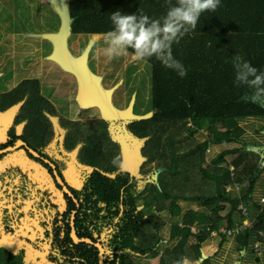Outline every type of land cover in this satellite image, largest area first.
I'll list each match as a JSON object with an SVG mask.
<instances>
[{
    "label": "trees",
    "instance_id": "trees-1",
    "mask_svg": "<svg viewBox=\"0 0 264 264\" xmlns=\"http://www.w3.org/2000/svg\"><path fill=\"white\" fill-rule=\"evenodd\" d=\"M177 4L178 0H69L71 33L103 35L113 28L110 17L114 12L158 19L169 6ZM128 52L133 55L131 48ZM172 54L187 70L185 76L164 67L155 56L145 59L152 83V112L145 117L93 119L88 125L61 118L56 106L42 95L38 78L0 92V114L21 105L0 140V149L24 141L57 164L81 204L79 208L59 183L54 167L43 158L26 148L0 154V239L29 231L28 245L38 254L35 261L28 262L25 247L17 254L5 252L4 262L99 264L98 247L73 240V216L77 212L79 238H90L104 247V264H139L132 256L157 257L166 240L165 222L153 210L154 205L175 219L169 235L174 245L167 251L174 257L166 264H214L203 253L202 244L224 222L230 229L241 227L246 218L241 205L250 216L251 210L263 208L254 229L235 235L241 259L255 243L264 247V205L254 199L264 172V146L259 155L248 157L247 168L239 170L240 160H236L235 173L225 157L242 152V148L223 151L207 163V151L214 146L250 147L241 123L264 117V96L252 99L255 89L236 81L233 64L234 57L241 56L258 70L257 74L264 72V0H220L215 11L202 12L195 29L173 43ZM112 122L142 144L138 174L123 167L119 139L108 128ZM60 123L67 125L69 133ZM199 135L202 141L182 150ZM18 154L48 173L60 201L31 176L32 165L13 160ZM76 155L84 162L79 180L69 173L77 166ZM155 163L156 169L152 168ZM193 171L201 176V184L191 179ZM240 183L247 185L241 193L235 188L227 191L228 186L238 187ZM194 189L197 192L188 196ZM179 202L198 203L201 211L185 212ZM196 223L199 228L193 232ZM191 235L196 243L190 245ZM221 236L227 240L226 234Z\"/></svg>",
    "mask_w": 264,
    "mask_h": 264
},
{
    "label": "rangeland",
    "instance_id": "rangeland-1",
    "mask_svg": "<svg viewBox=\"0 0 264 264\" xmlns=\"http://www.w3.org/2000/svg\"><path fill=\"white\" fill-rule=\"evenodd\" d=\"M70 26L69 0H0V92L13 90L28 79L38 78L41 81L42 95L56 106L61 118L80 121L86 125L93 119L112 121L151 115V70L145 60L137 61L129 52L128 55L109 60L103 54L106 47L103 35L74 36ZM19 106L21 105L18 104L7 113L0 114V140L4 138L5 132L13 122ZM60 124L61 129H66V133H69L67 125ZM241 124L246 131L245 138L250 147L244 149V146L237 144L214 146L207 151V163L212 162L223 151L242 148V152L225 157L230 171L235 173L238 170L234 164L236 160H240V170L247 168L248 157L260 154V148L264 146V117H251ZM108 128L116 133L119 139L117 143L122 153L120 160L123 167L138 174L142 144L116 122L109 124ZM21 131L22 128H18V132ZM200 141V135L192 138L183 145L182 150ZM79 149L80 144L76 148L77 152ZM21 155L14 156L13 160L28 166L33 165L27 161L24 154ZM76 156L77 166L70 168L69 173L79 180L84 162ZM253 163L257 164V160L254 159ZM152 168L156 169V163ZM31 176L39 181L42 187L51 189L56 200H61L60 193L41 166H35L31 170ZM191 179L197 180V184L203 182L197 171L192 172ZM233 188L241 193L247 185H231L227 187V191ZM194 192L197 190H189L187 195L191 196ZM254 199L264 205V172ZM179 203L185 212L201 211L198 203ZM244 206H240L242 215L243 209H246L248 216L244 214L246 218L242 226L236 228L239 231L254 229L258 225L257 215L263 211V208L262 211L253 209L250 216ZM153 210L165 222L166 240L161 245V254L157 257L132 256L133 261L139 264H166L174 257L173 253L167 251L174 245V242L169 240V235L175 219L171 218L169 211H159L157 205L153 206ZM227 211L222 213L223 216H226ZM222 227L227 228V222H224ZM198 228L197 223L193 224L192 231L195 232ZM28 232L24 231L13 238L0 239V264H9L3 260L5 252L17 254L25 247L28 250L27 261L36 260L38 254L27 242ZM188 242L190 245L196 243L194 235L189 236ZM202 249L214 264H264V247L256 243L241 259L243 255L235 236H229L225 241L220 233L214 232L212 238L202 244Z\"/></svg>",
    "mask_w": 264,
    "mask_h": 264
},
{
    "label": "clouds",
    "instance_id": "clouds-1",
    "mask_svg": "<svg viewBox=\"0 0 264 264\" xmlns=\"http://www.w3.org/2000/svg\"><path fill=\"white\" fill-rule=\"evenodd\" d=\"M219 3L220 0H178L177 5L169 6L166 14L158 19L114 12L110 17L113 28L103 34L106 45L103 54L112 60L128 55L131 48L135 60L155 56L164 67L177 71L183 77L187 70L173 57L172 45L195 29L202 12L215 11ZM233 64L236 81L255 89L252 99L257 101L264 96V87H261L264 85V72L257 74L258 70L241 56L234 57Z\"/></svg>",
    "mask_w": 264,
    "mask_h": 264
},
{
    "label": "water",
    "instance_id": "water-1",
    "mask_svg": "<svg viewBox=\"0 0 264 264\" xmlns=\"http://www.w3.org/2000/svg\"><path fill=\"white\" fill-rule=\"evenodd\" d=\"M19 148H26L31 154L36 155L39 158H43L45 159L48 163H50L55 170V175L59 181V183H61V185L64 187L65 191L67 193H69L72 197L75 198V200L78 203V207H81V204L79 202V199L76 197V195L74 194V192L71 190V188L67 185V183L65 182V180L63 179V177L60 175L59 171H58V166L57 164H55L53 161H51L48 158L43 157L39 152H37L36 150H34L33 148H30L24 141L22 140H18V143L16 146H7L3 149H0V154H3L7 151L10 150H17ZM76 214L77 212L74 214L73 216V240L76 244H81V243H89V244H93L96 247H98V249L100 250V255H99V264H104V252L105 249L104 247L100 244V243H95L92 239L90 238H79L78 232H77V228H76Z\"/></svg>",
    "mask_w": 264,
    "mask_h": 264
},
{
    "label": "built area",
    "instance_id": "built-area-1",
    "mask_svg": "<svg viewBox=\"0 0 264 264\" xmlns=\"http://www.w3.org/2000/svg\"><path fill=\"white\" fill-rule=\"evenodd\" d=\"M243 213L246 215V216H248V213L246 212V209H243ZM244 231V230H243ZM243 231H239V230H237L236 228L235 229H230L229 227H227V228H220L219 230H216V231H214V232H216V234H219L220 233V235H222V234H226L228 237L229 236H235L236 234H238V233H241V232H243ZM213 232V233H214ZM260 243L259 242H257L256 243V245H259Z\"/></svg>",
    "mask_w": 264,
    "mask_h": 264
},
{
    "label": "flooded vegetation",
    "instance_id": "flooded-vegetation-1",
    "mask_svg": "<svg viewBox=\"0 0 264 264\" xmlns=\"http://www.w3.org/2000/svg\"><path fill=\"white\" fill-rule=\"evenodd\" d=\"M44 160H45V159H44ZM35 166H39V165H34V164H33V165H32V169H34V168H35Z\"/></svg>",
    "mask_w": 264,
    "mask_h": 264
},
{
    "label": "crops",
    "instance_id": "crops-1",
    "mask_svg": "<svg viewBox=\"0 0 264 264\" xmlns=\"http://www.w3.org/2000/svg\"><path fill=\"white\" fill-rule=\"evenodd\" d=\"M227 242H230V241H227ZM227 242H226V243H227ZM226 248H227V246L224 247V249H226Z\"/></svg>",
    "mask_w": 264,
    "mask_h": 264
}]
</instances>
